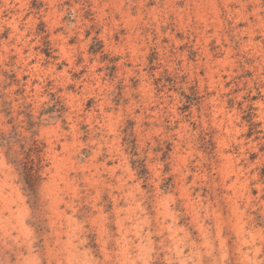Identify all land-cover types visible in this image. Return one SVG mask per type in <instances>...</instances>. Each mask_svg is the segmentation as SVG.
Wrapping results in <instances>:
<instances>
[{"label": "rangeland", "instance_id": "374dc122", "mask_svg": "<svg viewBox=\"0 0 264 264\" xmlns=\"http://www.w3.org/2000/svg\"><path fill=\"white\" fill-rule=\"evenodd\" d=\"M0 264H264V0H0Z\"/></svg>", "mask_w": 264, "mask_h": 264}]
</instances>
